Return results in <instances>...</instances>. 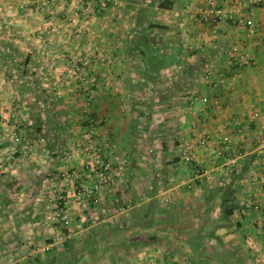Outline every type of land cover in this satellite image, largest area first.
Here are the masks:
<instances>
[{
	"label": "crops",
	"instance_id": "1",
	"mask_svg": "<svg viewBox=\"0 0 264 264\" xmlns=\"http://www.w3.org/2000/svg\"><path fill=\"white\" fill-rule=\"evenodd\" d=\"M230 3L235 22L200 13ZM88 116L122 173L82 201ZM263 155L264 0H0V264H264Z\"/></svg>",
	"mask_w": 264,
	"mask_h": 264
},
{
	"label": "built area",
	"instance_id": "2",
	"mask_svg": "<svg viewBox=\"0 0 264 264\" xmlns=\"http://www.w3.org/2000/svg\"><path fill=\"white\" fill-rule=\"evenodd\" d=\"M52 0H44V5H47ZM62 2H68L69 0H60ZM94 2V6L96 10H103L106 9L110 3L115 4L116 0H89ZM263 0H248V4H258L261 3ZM241 6L240 4L230 3L227 6H209L207 8H204L200 11L205 17V21L212 24L217 25L221 21H230L235 22L237 20L238 12L240 11ZM82 14H87L88 9L87 7L81 8ZM245 27H246V33L247 35H251L255 32L254 24L251 18H246L244 21ZM78 61H73L72 63V73L76 75V78L80 83H84L87 81V76L83 69L78 65ZM250 63V57L248 53H243L238 61V64L240 66H246ZM217 81L221 82L222 84L231 85L232 81L230 79H217ZM204 100H206L204 98ZM90 103L89 100L83 103V109L84 112H87L89 110ZM16 123L12 128H6V137H9L11 141L14 143L20 142L21 138L20 135L16 132L15 128L19 127L21 124V121H19L16 113L13 114ZM101 125V119L97 117H87L86 123L83 125V128L80 132L79 138L72 142L73 147L82 150V152L92 154L95 157L96 164L94 166L93 172L95 175V181L92 185H88L86 183H82L79 185V188L76 189V199L85 201L88 200L89 197L94 196L98 194L99 192H105L106 190H111L114 188L118 182L119 177L122 173V166L121 164L112 163L109 160L102 159V146L100 143H98V127ZM230 141V138L228 135H224L221 137V143L224 145L227 144ZM201 144L207 149V150H213L216 155H224L223 147H215L214 149L209 146L207 143V140L202 139ZM105 147L107 149H110V145L108 142L105 143ZM112 149V148H111ZM181 157L185 161L192 160L191 153L185 149L183 150ZM237 158L234 156H225V162L224 166L227 169L233 168V166L236 164ZM261 168L264 171V155L261 159ZM80 177V176H78ZM64 210H60L56 213V216L58 219L67 222V216L64 214ZM146 264H153L151 262H148Z\"/></svg>",
	"mask_w": 264,
	"mask_h": 264
},
{
	"label": "trees",
	"instance_id": "3",
	"mask_svg": "<svg viewBox=\"0 0 264 264\" xmlns=\"http://www.w3.org/2000/svg\"><path fill=\"white\" fill-rule=\"evenodd\" d=\"M159 7H161V8H169V7H171V5L170 4H167L166 2H161L159 5H158ZM149 27H152V26H149ZM145 48H146V50H145V55H146V59H148L149 58V54L150 53H152V48H149L147 45L145 46ZM151 58V57H150ZM231 210H229V209H227L226 211H225V216L226 217H228V216H230L231 215Z\"/></svg>",
	"mask_w": 264,
	"mask_h": 264
},
{
	"label": "rangeland",
	"instance_id": "4",
	"mask_svg": "<svg viewBox=\"0 0 264 264\" xmlns=\"http://www.w3.org/2000/svg\"><path fill=\"white\" fill-rule=\"evenodd\" d=\"M67 220H68V217H67ZM63 223H64V221H63ZM65 224H67V223H65Z\"/></svg>",
	"mask_w": 264,
	"mask_h": 264
}]
</instances>
